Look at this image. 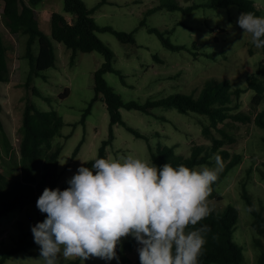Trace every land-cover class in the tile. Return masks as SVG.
Instances as JSON below:
<instances>
[{
  "label": "rangeland",
  "instance_id": "374dc122",
  "mask_svg": "<svg viewBox=\"0 0 264 264\" xmlns=\"http://www.w3.org/2000/svg\"><path fill=\"white\" fill-rule=\"evenodd\" d=\"M83 1L91 8L99 5L93 16L101 25L134 32L137 45L122 42L112 31H97L98 36L114 50L112 65L118 70L106 72L105 77L125 100L145 102L149 98L160 99L173 94L197 97L210 77L219 80L228 78L247 88L237 111L256 113L251 103L256 90L248 88L245 78L247 70L253 73L258 69V60L264 56V51L252 45L250 35H243L237 20L244 11L238 5L207 6L210 0ZM174 4L183 7L193 4L199 6L186 12L183 8L173 7ZM255 4L264 16V0H255ZM153 8L156 9L151 10ZM2 9L0 2V31L8 34ZM38 10L41 27L48 33L52 11L69 16L70 20L73 16L65 10L64 0H43ZM150 27L165 31L173 43L185 47L179 50L167 47L157 33L150 31ZM13 36L16 46L8 51L10 79L0 84V103L3 106L0 112V171L11 177L19 174L16 164L18 156L15 153L18 150L24 110L31 101L40 109L57 110L65 120L60 133L52 139L54 147L62 146L59 162L64 164L59 163L61 175L57 185L62 189L77 172L81 160L87 166L90 160L97 157L103 141L110 135L111 116L102 99L94 101L86 123L81 121L96 95L95 72L104 64L106 56L100 51H79L72 63L73 50L64 43L54 41L56 64L34 77L33 85L41 93L32 94L25 85L31 68L29 59L24 57L26 36ZM38 49L36 43V53ZM67 88L70 89L68 95L62 97L61 94ZM261 106L264 107V101ZM121 111L125 121L144 135L137 136L123 123L116 124L115 138L107 147L108 158L119 159L131 155L153 164V153L168 145L175 146L176 152L185 156L192 153L193 147L204 146V154L213 160L212 157L217 153L208 152H212L214 137L226 141L222 149L228 150L232 156H242L241 162L230 170L216 188L222 198L208 199V202L215 211L224 210L230 204L239 209L234 239L243 248L244 264H258L262 247L255 242L257 233L252 226L255 216L252 211H248L250 206L243 191L247 190L252 195L255 207L264 213V128L254 122L229 120L225 128L235 139L232 143L217 128H213L211 134H205L203 121H209L197 113H183L174 107L165 106L157 107L156 114L126 107ZM220 126L225 125L221 123ZM80 143L81 148L74 155ZM222 160L224 168L227 162ZM205 166L215 167V161L198 165L197 168ZM36 204H28L1 217L0 257L17 244L24 232H29L28 239L34 242L31 227L46 219V214L41 213ZM133 239L129 236L121 242ZM139 247L137 245L129 252L130 261L127 264H139ZM75 260L65 261L61 256L60 264H73ZM113 261L116 260L91 258L83 264H112ZM5 264H42L40 246L32 243L30 247L9 258Z\"/></svg>",
  "mask_w": 264,
  "mask_h": 264
},
{
  "label": "trees",
  "instance_id": "16d2710c",
  "mask_svg": "<svg viewBox=\"0 0 264 264\" xmlns=\"http://www.w3.org/2000/svg\"><path fill=\"white\" fill-rule=\"evenodd\" d=\"M0 2L3 5L4 24L8 28V34L0 31V84L8 82L10 79L8 51L16 46L14 34L26 36L24 57L29 59L31 68L25 85L32 94L41 93L33 85L34 77L41 75L43 70L56 64L57 54L54 41L64 43L73 50L72 63L79 51H100L105 54L106 61L95 72L96 95L84 112L81 121L86 123V118L91 112L94 101L102 99L106 102L111 116L110 135L108 139L103 141L97 157L90 160L87 167H91L96 158H108L107 147L115 138L114 127L116 124L123 123L137 136L144 135L139 129L125 121L121 111L123 107L141 110L149 114H156L155 109L161 106L174 107L183 113H197L209 121L208 123L205 120L203 121L205 134L209 135L213 128H217L232 143L235 142V139L230 136L229 131L225 128L229 124V120L242 123L254 122L264 128V107L261 106L264 101V56L258 60L256 71L253 73L246 71L245 81H247L248 88L256 90V94L251 100L252 106L256 110L255 114L237 111L242 103V94L247 88L239 86L228 78L219 80L216 77H210L197 97L189 94H173L160 99L149 98L145 102L127 101L122 94L108 83L105 77L106 72L118 70L112 65V59L115 55L114 50L98 36L97 31H112L122 42L137 45L134 32L119 31L113 26L101 25L93 16L99 5L91 8L83 0H64L65 10L73 14L72 20H69L66 15L59 11H52L50 14V33L41 27L38 5L43 0H0ZM206 5L215 7L238 5L240 10L244 12H252L257 16H262L255 0H210ZM197 6L199 5L193 4L187 7L173 5L175 8H183L186 12H191ZM150 31L157 33L163 43L173 50L185 47L173 43L165 35V31H161L156 27H150ZM36 43L39 46L38 53L35 52ZM69 91L70 89L67 88L61 96L68 95ZM260 106L261 109H258ZM2 109L3 106L0 103V112ZM221 123L225 126H220ZM64 124L65 120L57 110H43L31 101L27 103L19 130L18 150L15 153L18 156L16 164L19 167V174L11 177L6 172L0 171V219L12 210L24 208L31 203H37L39 196L46 187L57 188L61 175L59 156L62 146L57 145L54 147L52 139L60 133ZM6 143H8L9 149V141ZM225 143L224 139L214 137L211 146L212 152H208L219 154L227 162L222 171L219 172L217 181L212 185V191L208 199L222 198V195L217 194L216 188L230 170L242 160L240 154L232 156L228 150L222 149ZM80 148L81 143L76 148L74 155L79 152ZM204 150H206L204 146H195L192 153L185 156L178 154L175 146H162L158 152L153 153V164L157 166L166 163L173 166L183 164L197 168L198 165L214 161L204 154ZM68 186V183H66L61 190ZM243 195L250 208L254 209L252 213L255 217L252 226L257 233L255 242L262 247L258 264H264V213L259 209L256 210L252 195L247 190L243 191ZM239 216V209L230 204L224 210H213L211 215L201 222L208 225L211 231L206 235L207 242L203 254L199 257L198 264H244L243 248L234 239V230ZM28 236L29 232H24L17 244L11 246L1 255L0 264H5L16 253L30 247L34 242L29 240ZM137 245L135 239L120 242L117 246L119 260L113 259L116 261H113L112 264H127L130 261L129 252L133 251ZM138 262L140 264V259H138ZM74 263L81 264V261L76 259Z\"/></svg>",
  "mask_w": 264,
  "mask_h": 264
},
{
  "label": "clouds",
  "instance_id": "9594fccd",
  "mask_svg": "<svg viewBox=\"0 0 264 264\" xmlns=\"http://www.w3.org/2000/svg\"><path fill=\"white\" fill-rule=\"evenodd\" d=\"M237 23L264 48V16L242 12ZM212 159L215 167L199 169L131 155L96 158L91 167L81 160L67 188L46 187L37 200L46 219L31 232L42 264H60L61 256L118 261L117 246L129 236L140 245V264H198L211 231L201 222L213 211L208 197L223 169L219 154Z\"/></svg>",
  "mask_w": 264,
  "mask_h": 264
},
{
  "label": "crops",
  "instance_id": "0c3cea01",
  "mask_svg": "<svg viewBox=\"0 0 264 264\" xmlns=\"http://www.w3.org/2000/svg\"><path fill=\"white\" fill-rule=\"evenodd\" d=\"M68 19H69V16H66ZM70 20V19H69ZM71 20H72V18H71Z\"/></svg>",
  "mask_w": 264,
  "mask_h": 264
}]
</instances>
